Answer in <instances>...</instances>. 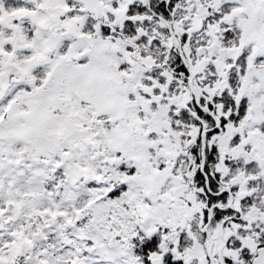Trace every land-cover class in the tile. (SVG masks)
<instances>
[{
  "label": "flooded vegetation",
  "instance_id": "af4514ba",
  "mask_svg": "<svg viewBox=\"0 0 264 264\" xmlns=\"http://www.w3.org/2000/svg\"><path fill=\"white\" fill-rule=\"evenodd\" d=\"M118 138L156 204L141 264L262 259L264 0H0V264H54Z\"/></svg>",
  "mask_w": 264,
  "mask_h": 264
},
{
  "label": "rangeland",
  "instance_id": "374dc122",
  "mask_svg": "<svg viewBox=\"0 0 264 264\" xmlns=\"http://www.w3.org/2000/svg\"><path fill=\"white\" fill-rule=\"evenodd\" d=\"M117 144L122 157L113 158L108 149L102 151L100 189L96 193L92 188L81 189L77 194L81 196L78 205H72L74 197L70 195L73 209L68 220L69 228L78 233L70 230L65 234V244L62 245V233L58 230L55 234L54 264H141L137 259L141 255L133 250L156 232L159 224L156 204L148 198L144 186L146 181L140 174L142 170L133 175L128 172L125 140L118 138ZM98 195L100 202L94 209V196ZM61 205V199H58L51 208L46 198H39L34 209L51 215L54 210L60 211ZM80 211L84 212L80 214ZM55 224L62 226L61 220L55 221ZM36 259V264H39L40 259Z\"/></svg>",
  "mask_w": 264,
  "mask_h": 264
},
{
  "label": "water",
  "instance_id": "95a60500",
  "mask_svg": "<svg viewBox=\"0 0 264 264\" xmlns=\"http://www.w3.org/2000/svg\"><path fill=\"white\" fill-rule=\"evenodd\" d=\"M254 264H264V257L262 259L256 260Z\"/></svg>",
  "mask_w": 264,
  "mask_h": 264
}]
</instances>
